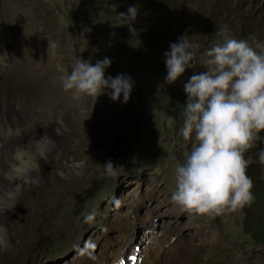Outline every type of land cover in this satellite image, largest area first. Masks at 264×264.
<instances>
[{
	"label": "rangeland",
	"instance_id": "374dc122",
	"mask_svg": "<svg viewBox=\"0 0 264 264\" xmlns=\"http://www.w3.org/2000/svg\"><path fill=\"white\" fill-rule=\"evenodd\" d=\"M130 6L138 9L135 32L118 15ZM184 34L194 45L191 68L170 84L164 53ZM226 38L246 40L264 53V0H0V57L8 64L0 76V101L8 99L11 110L28 114L47 98L48 107L63 111L60 128L55 125L58 135L68 132V120L85 121L90 112L96 111L101 126L91 137L92 156L89 148L77 160L61 158L59 150L53 154L60 165L54 175L63 182L52 176L54 197L38 208L18 252L0 246L1 264H139L149 251V256L162 253L153 264H264V162L259 158L264 142L245 154L255 199L242 210L208 217L146 196L155 172L163 178L165 197L175 191L174 169L192 146L181 132L184 84L213 67L206 63L207 52ZM47 45L54 50L49 56L58 57L55 75L70 74L77 58L93 64L109 58L106 77L125 74L134 80L129 101L123 103V95L112 101L107 93L75 98L72 91L64 99L67 92L47 87L42 77L52 74L45 68ZM37 85L53 90L33 99L40 96ZM1 106L6 122L5 103ZM109 160L124 170L108 175ZM37 169L30 182L41 185ZM209 229L223 239L216 250H206L199 239ZM154 230L158 238L145 239Z\"/></svg>",
	"mask_w": 264,
	"mask_h": 264
},
{
	"label": "clouds",
	"instance_id": "9594fccd",
	"mask_svg": "<svg viewBox=\"0 0 264 264\" xmlns=\"http://www.w3.org/2000/svg\"><path fill=\"white\" fill-rule=\"evenodd\" d=\"M138 9L130 6L119 13L131 32ZM194 45L187 34L171 43L164 53L165 81L175 83L191 68ZM210 69L193 74L184 84L186 101L180 107L181 128L185 140H191L190 154L176 165L175 191L171 200L182 210L208 217L234 213L254 202L253 181L247 175L245 154L264 132V53H258L248 41L226 38L208 52ZM111 60L105 57L94 64L74 60L70 74L61 77L65 92L75 98L82 95L97 99L107 93L112 101L130 99L134 80L125 74L105 76ZM169 127L174 125L170 117ZM264 162V150L259 153ZM108 175L117 176L123 166L111 160L104 164ZM91 218V217H89Z\"/></svg>",
	"mask_w": 264,
	"mask_h": 264
},
{
	"label": "bare ground",
	"instance_id": "6f19581e",
	"mask_svg": "<svg viewBox=\"0 0 264 264\" xmlns=\"http://www.w3.org/2000/svg\"><path fill=\"white\" fill-rule=\"evenodd\" d=\"M43 50L48 54L45 68L52 72V74H43L42 76L48 82L47 87L63 89L61 80L63 73L57 72L56 75L53 73L55 72L54 65L58 62V57L49 56L54 50L48 45L46 48L44 46ZM6 63L5 59L0 57V76L6 70L5 65H8ZM34 88H38L39 92L37 95L40 96L33 99H41L46 94L49 96V93L53 90L42 88L40 85L34 86ZM70 94L71 91H68L63 98H69ZM91 98L89 97V99ZM42 100L43 104L40 110H35L28 114L11 110V104L8 103V99L0 101V109L2 102H4L7 112L6 122L0 118V246L3 248L10 245L14 253L18 252V247L24 243L23 237L29 235L30 228L34 224L32 219L39 214L38 208L48 204L54 197L56 188L50 185L52 176L55 177L59 184L63 182L54 175V170L59 168L60 165L54 161L53 154H55L56 150H59L61 158L67 159L69 155H72L73 159L77 160L81 159L84 156V150L89 148V156H92L96 143H93L91 137L101 127H98L99 123L97 121L99 120L96 119V111L94 110L95 112H90L86 116L85 121L70 122L68 120V122H64L69 127L68 132L58 135L55 130L58 127L60 128L57 119L63 111L56 113V106L48 107L46 105L47 98L44 97ZM90 115L92 116L90 117ZM12 117H15V119ZM42 122L45 125H41ZM55 125L57 126L56 128ZM73 143H75L74 146L72 145ZM42 156L48 158L47 163L42 160ZM37 168L41 170L42 174L41 185L30 182V179L36 174ZM153 177H155L154 181L146 193L147 198L153 200L161 198L163 201L159 202L160 205L176 206L171 200V195L170 197H165V192L162 190L165 189L163 187V178L156 172L152 175ZM209 230H207V235L205 233L199 239L205 242L206 250H216L222 244L223 239L219 235L217 236L213 229ZM156 234L155 230L148 232L145 235V239L148 241L150 239L155 240L158 238ZM151 246L149 245V247ZM143 251H145V248H143ZM149 252L143 253L142 257L137 260L139 264H153L154 258L158 259L162 254L161 252H153V255L149 256L151 255Z\"/></svg>",
	"mask_w": 264,
	"mask_h": 264
},
{
	"label": "snow or ice",
	"instance_id": "6c2138e0",
	"mask_svg": "<svg viewBox=\"0 0 264 264\" xmlns=\"http://www.w3.org/2000/svg\"><path fill=\"white\" fill-rule=\"evenodd\" d=\"M131 259H132L133 261H135L136 258H135V257H132Z\"/></svg>",
	"mask_w": 264,
	"mask_h": 264
}]
</instances>
